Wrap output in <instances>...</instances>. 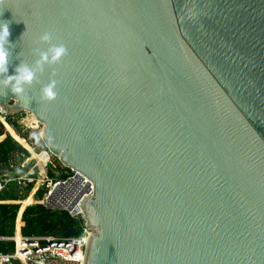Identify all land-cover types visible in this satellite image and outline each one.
Listing matches in <instances>:
<instances>
[{
  "label": "water",
  "instance_id": "95a60500",
  "mask_svg": "<svg viewBox=\"0 0 264 264\" xmlns=\"http://www.w3.org/2000/svg\"><path fill=\"white\" fill-rule=\"evenodd\" d=\"M0 23L10 75L45 33L67 49L0 108L93 184L84 264H264V0H0Z\"/></svg>",
  "mask_w": 264,
  "mask_h": 264
},
{
  "label": "built area",
  "instance_id": "2783aa9c",
  "mask_svg": "<svg viewBox=\"0 0 264 264\" xmlns=\"http://www.w3.org/2000/svg\"><path fill=\"white\" fill-rule=\"evenodd\" d=\"M24 115L28 117L29 113L22 112L19 115L11 116L6 108H0V130L4 131L6 135L5 124H8L19 137L27 142L33 152L37 155L46 154L47 160L39 161L34 158L32 151L22 145L27 153L23 151L10 153L7 158L8 173L0 176V196L8 191L11 186H14L19 196L23 200L27 199L34 188L41 183V176L44 172V179L34 195V199L38 200V195L44 192V198L38 204L43 205L46 209L50 207L53 212L68 214L70 219L78 223L79 228L76 229L78 234L68 239L64 238L66 231L61 236L26 237L22 234V227L18 236V215L15 222L14 236H0V243L14 244V249L10 252H0V264H84L88 239L94 235V232L87 226L82 202L84 196L93 197L94 186L84 176L67 167L47 147L43 148L42 136L39 139L36 137V132L41 128L42 135L43 125H38L37 129L27 127L22 123ZM8 136L11 135H6V137ZM14 141L16 140L14 139ZM76 180L82 182L84 186L81 195L80 192L77 193L79 184ZM60 190L68 195L62 196ZM57 206L61 207L59 211L55 210ZM21 221L23 222V217Z\"/></svg>",
  "mask_w": 264,
  "mask_h": 264
},
{
  "label": "trees",
  "instance_id": "16d2710c",
  "mask_svg": "<svg viewBox=\"0 0 264 264\" xmlns=\"http://www.w3.org/2000/svg\"><path fill=\"white\" fill-rule=\"evenodd\" d=\"M5 138L6 135L0 130V176H4L8 173L7 158L10 153L13 151H23L27 153L11 136ZM23 201L24 200L19 196L14 186H11L8 191H5L0 196V236H14L15 222L18 213V236L20 235L21 227L22 234L26 237L47 235L61 236L62 232L65 233V231L67 232L70 229L79 228L78 223L70 219L66 213L50 211L43 205L38 204V202L35 203L37 205L29 207L24 205ZM22 217L23 222L21 221ZM13 249L14 244L12 243H0V252L7 253Z\"/></svg>",
  "mask_w": 264,
  "mask_h": 264
},
{
  "label": "clouds",
  "instance_id": "9594fccd",
  "mask_svg": "<svg viewBox=\"0 0 264 264\" xmlns=\"http://www.w3.org/2000/svg\"><path fill=\"white\" fill-rule=\"evenodd\" d=\"M10 30L8 23H0V87L7 89L16 96H22L26 87H30L36 80L38 73H42L46 66H52L61 61L67 54L63 45L52 44V35L45 33L40 42L49 45L46 51H38V59L33 66L19 64L14 74H9L10 57L13 45L9 43ZM56 83L51 81L41 89L43 100L53 102L56 99Z\"/></svg>",
  "mask_w": 264,
  "mask_h": 264
},
{
  "label": "bare ground",
  "instance_id": "6f19581e",
  "mask_svg": "<svg viewBox=\"0 0 264 264\" xmlns=\"http://www.w3.org/2000/svg\"><path fill=\"white\" fill-rule=\"evenodd\" d=\"M22 123L24 125H26L27 127L31 128V129H37L38 128L37 126L40 125V122L38 121V119L31 113L28 115V117L26 119H23ZM5 128H6V135H11V137H13V139H15L17 142H19L20 145H22L24 148L32 151V148L27 144V142L23 138L19 137V135L8 124H5ZM43 135L44 134L42 132L41 136L43 137ZM44 155H46V154L43 153L42 155H37L35 152H33L34 158H37L41 162L47 160V155H46V159H44ZM43 176H44V172L42 173V176H41V183H42V181L44 179ZM76 182L79 184V188L77 189V193L80 192L79 194L81 195V193H82V191L84 189V186L82 185V182H78L77 180H76ZM41 183H39L34 188V190L32 191L31 195L27 199H25L23 201L24 205L30 206V205H33L36 202H38L36 199H34V195L36 194V192L38 191L39 187L41 186ZM59 192H60V194L62 196H67L68 195V194H65L63 192V190H60ZM89 198H92V196L88 197V195H87V196L83 197L84 201L82 202V208H83V205L86 202V200L89 199ZM65 206H68V205H65Z\"/></svg>",
  "mask_w": 264,
  "mask_h": 264
},
{
  "label": "rangeland",
  "instance_id": "374dc122",
  "mask_svg": "<svg viewBox=\"0 0 264 264\" xmlns=\"http://www.w3.org/2000/svg\"><path fill=\"white\" fill-rule=\"evenodd\" d=\"M23 118L26 119L27 117L24 115ZM2 130H3V129H2ZM41 130H42V128L36 132V137H38V139H39L40 136H41ZM3 133L5 134L4 131H3ZM43 148H46V145H45V144H43ZM44 159H46V155H44ZM42 192H43V191H42ZM44 194H45V193L43 192V193H41L40 195H38V197H37V199H38L37 201H38V202H41V201H42L41 199L44 198ZM12 204H13V203H12ZM36 205H37V204H36ZM20 208H21V206H20ZM19 212H20V210H19ZM18 215H19V213H18ZM62 233H63V232H62ZM62 233H61V234H62ZM63 234H64V233H63Z\"/></svg>",
  "mask_w": 264,
  "mask_h": 264
},
{
  "label": "crops",
  "instance_id": "0c3cea01",
  "mask_svg": "<svg viewBox=\"0 0 264 264\" xmlns=\"http://www.w3.org/2000/svg\"><path fill=\"white\" fill-rule=\"evenodd\" d=\"M6 138H7V137H6ZM6 138H5V139H6ZM8 203H10V202H8Z\"/></svg>",
  "mask_w": 264,
  "mask_h": 264
}]
</instances>
